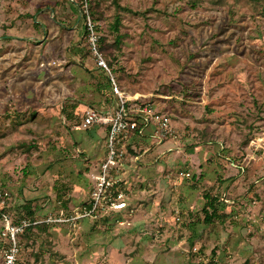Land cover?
Returning a JSON list of instances; mask_svg holds the SVG:
<instances>
[{"label":"rangeland","instance_id":"rangeland-1","mask_svg":"<svg viewBox=\"0 0 264 264\" xmlns=\"http://www.w3.org/2000/svg\"><path fill=\"white\" fill-rule=\"evenodd\" d=\"M51 9L0 0V191L57 220L20 237V264H264V0H105L90 17L125 96L170 119L163 143L133 138L116 206L92 203L105 132L78 129L104 71L85 39L40 28Z\"/></svg>","mask_w":264,"mask_h":264},{"label":"built area","instance_id":"built-area-1","mask_svg":"<svg viewBox=\"0 0 264 264\" xmlns=\"http://www.w3.org/2000/svg\"><path fill=\"white\" fill-rule=\"evenodd\" d=\"M81 16L84 19V30L87 31V47L96 66L110 79L115 105L104 109L87 108L81 116V126L78 129L99 127L105 132V156L97 174L92 177L96 189L92 203L95 205L109 203L116 206L114 200L108 196L110 191L117 188L118 183L122 181L119 176L124 173L127 161L131 157L129 145L133 150L136 149L133 138L144 139L149 130H152L154 132L149 136L155 138L158 144L163 143L170 133V119L166 114L156 111L150 103H138L125 96L100 49V37L91 22L86 2L81 9ZM7 197V192H0V216H2L0 240L6 243L0 264H20V237L30 224L23 221L15 225L8 214H1V210L7 206ZM117 206L125 207V204L121 203ZM93 208L84 207L81 217H90ZM55 221L57 220L52 217L44 220L46 223Z\"/></svg>","mask_w":264,"mask_h":264},{"label":"trees","instance_id":"trees-1","mask_svg":"<svg viewBox=\"0 0 264 264\" xmlns=\"http://www.w3.org/2000/svg\"><path fill=\"white\" fill-rule=\"evenodd\" d=\"M74 1L78 5H80L81 8L83 7L84 2H86L90 17L92 16L94 21L99 20V17H95L98 14L96 12L101 7V4L103 2H105V0H86V1L85 0H74ZM120 22H121L120 18L116 17V19H115V21H114V23H113V25L111 27L113 29V31L117 32L119 30L118 27L120 25ZM96 32H97V30H96ZM86 38H87V31L84 30L83 39L86 40ZM119 44H120V41H119V37H118L115 46H118ZM110 47H111V45H109V46L105 45V38L104 37H100V49H101L105 59H106L107 55L105 56L104 52L108 51ZM106 62L108 64V66L110 68H112V63L110 61H107V60H106ZM93 79L96 82L98 93L101 96L104 97V100L101 103L102 107L100 109H104L105 106H107L108 108L109 107H114L115 101H114V97H113V93H112V86H111V82H110L109 77L105 73H100V76H98V77H96L94 75ZM116 81H117V84H118L119 80L116 79ZM118 86H119V84H118ZM120 89H121V87H120ZM138 103H142V101H138ZM69 117H71V116L69 115ZM98 129H100V128L99 127H92V128H88V129H85V130H91V133L94 134V132L96 130H98ZM63 188H64L63 190H69L66 185H64ZM0 192L5 193L7 191L1 190ZM9 200H10V194L8 193L7 206H5L1 210V214H8L11 217L13 224H15V225H19L23 221H27L30 224L28 227H26L24 229L23 233L21 234L22 238H25L28 234H33L34 231H37V230H40V229H45L47 226H49L51 224V223L44 222V220L47 217L42 219L38 215V209L34 205L35 202L33 200L26 201L24 204L16 207L15 210L11 209V207H10L11 205L8 203ZM64 201H62L63 207H66V202H64ZM215 204H217V199H212L208 206L213 207V206H215ZM11 211L14 214H12ZM219 217L220 216H217L215 212L214 213H208L207 212L206 213V217H205V223L209 224V223L213 222L215 220V218H219ZM1 222H2V216H0V226H1ZM21 245H22V243H20V256H21V252H22L21 251ZM0 247H1V258H2V251L6 247V243L0 240Z\"/></svg>","mask_w":264,"mask_h":264},{"label":"crops","instance_id":"crops-1","mask_svg":"<svg viewBox=\"0 0 264 264\" xmlns=\"http://www.w3.org/2000/svg\"><path fill=\"white\" fill-rule=\"evenodd\" d=\"M54 6L55 10L51 9V13H55L61 21L47 24V22L39 23L40 20L37 19L36 22L40 24V28L42 26L43 29L49 30L48 26H45L49 25L51 26V29L56 31L63 30L65 32L66 30L64 36L68 40L70 37L72 40L83 39V31L85 27L84 22H81V20H83L81 16V6H79L74 0H54ZM70 42L72 44V41Z\"/></svg>","mask_w":264,"mask_h":264},{"label":"bare ground","instance_id":"bare-ground-1","mask_svg":"<svg viewBox=\"0 0 264 264\" xmlns=\"http://www.w3.org/2000/svg\"><path fill=\"white\" fill-rule=\"evenodd\" d=\"M123 207H124V206H117L116 208H117V209H121V208H123Z\"/></svg>","mask_w":264,"mask_h":264}]
</instances>
